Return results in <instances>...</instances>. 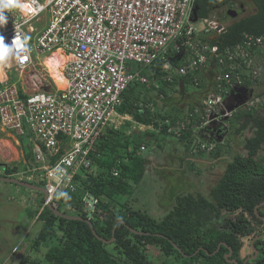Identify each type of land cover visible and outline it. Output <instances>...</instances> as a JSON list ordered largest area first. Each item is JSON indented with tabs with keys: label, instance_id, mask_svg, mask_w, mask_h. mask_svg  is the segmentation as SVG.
Wrapping results in <instances>:
<instances>
[{
	"label": "built area",
	"instance_id": "2783aa9c",
	"mask_svg": "<svg viewBox=\"0 0 264 264\" xmlns=\"http://www.w3.org/2000/svg\"><path fill=\"white\" fill-rule=\"evenodd\" d=\"M29 2L43 10L36 15L6 11L7 23L0 26L5 44L10 45L15 35L30 38L28 60L21 63L11 56L9 66L1 62L5 80L0 79V127L15 140L27 131L33 159L29 170L44 184L54 207L53 189L75 190L74 177L92 167L89 155L96 142L106 130L115 129L114 118H123L117 108L129 86L158 90L164 82L182 90L192 86L199 92L205 77L209 91L191 111L173 123L164 119L157 128L149 126L150 132L161 133L165 128L167 134L176 136L191 131L195 138L211 123L230 117L226 100L235 87L252 84L246 87L250 93L243 104L250 107L252 87L264 82V36L243 34L230 47L211 44L225 28L214 13L194 22L195 0ZM56 51L67 59L63 90L44 84L37 72L36 56ZM129 62L143 65L147 76L133 70ZM10 71L15 79L10 78ZM215 144L195 140L192 145L209 154ZM145 150L141 144L140 153Z\"/></svg>",
	"mask_w": 264,
	"mask_h": 264
},
{
	"label": "trees",
	"instance_id": "16d2710c",
	"mask_svg": "<svg viewBox=\"0 0 264 264\" xmlns=\"http://www.w3.org/2000/svg\"><path fill=\"white\" fill-rule=\"evenodd\" d=\"M250 1L255 12L231 22L211 44H217L220 48L230 47L238 43L243 34L264 36V0ZM226 2L195 0L199 7L198 17H207ZM146 70L141 69L145 76L148 74ZM160 85L157 90L159 94L169 86L164 82H160ZM173 86L175 84L170 87ZM245 86L251 87L252 84L247 82ZM199 87L202 90L186 96L191 98L189 111L209 91L204 80H201ZM142 90H145L143 86H129L122 94L123 102L117 108V113L155 128L160 120L168 119L173 123L182 118L184 109L177 106L175 110L178 113L174 115L151 113L147 105L151 100L143 98ZM140 101L144 104L143 108H139ZM228 123L231 133L243 137L245 155H236L227 163L223 175L209 192V200L201 195L177 196L173 210L158 222L141 211L119 204V201L122 197L129 198L143 177L145 159L139 147L141 144L147 146L145 137L156 140L160 136L173 135L167 134L165 128L161 129V133L148 131L139 136L125 134L122 130L119 132V129L106 130L89 155L92 166L98 167L96 174L90 172L92 167L81 170L83 173L74 177L75 190L64 191L69 198L57 199L55 196L54 203L63 214L87 219L89 210H86L88 204L84 198L91 195L95 200L90 219L93 229L101 239L109 241L114 238V241L111 244L103 243L93 235L85 222L56 216L46 206L43 207L44 201L41 200L34 212H27L31 218L36 216L41 224L30 241V247L35 253L41 247L46 248V252L41 259H23L20 264H157L149 255L148 246L161 253L162 261L159 264H225L227 248L220 247L214 255L205 253H213L219 242L226 243L232 249L233 256L238 258L240 238L252 234L257 236L256 227L263 223L254 215V207L264 201V156L260 154L264 152V108L260 114L254 109L241 107L231 113ZM146 130L148 128L144 127L141 131ZM246 131L250 133L249 136H245ZM178 139L182 142L187 140L186 144L191 145L194 136L188 131ZM222 148L217 144L209 153L211 158H219ZM24 160L26 168H32L30 148L26 152L24 149ZM2 166L0 163V178L13 177L17 172L15 167ZM114 171L116 176L113 175ZM222 212L225 214L222 215ZM258 212L264 216V207ZM119 221L122 223L114 228ZM109 245L112 251L108 250ZM254 247L260 254L248 264H264V239L257 240ZM199 248L203 250L196 252Z\"/></svg>",
	"mask_w": 264,
	"mask_h": 264
},
{
	"label": "rangeland",
	"instance_id": "374dc122",
	"mask_svg": "<svg viewBox=\"0 0 264 264\" xmlns=\"http://www.w3.org/2000/svg\"><path fill=\"white\" fill-rule=\"evenodd\" d=\"M238 2H240V4H247L248 6L245 7V12L238 16L235 20L249 16L255 12V8L251 3L245 2L244 0H238ZM214 14L217 17L216 19L220 24L224 26L225 29L227 25L234 21L222 16V12L220 10L218 12L215 11ZM199 24L197 25L200 26ZM40 26L41 25L39 24H35V27L37 28H39ZM46 56L47 54L37 55L36 62L38 63L37 72L40 75L43 83L48 86L54 84V82L49 78L47 71L41 65V61ZM261 60L262 57L260 61ZM129 66L133 70H137L140 72L141 69L145 68L141 64L132 62H129ZM60 71L62 70L60 69ZM3 73V67L0 66V75ZM9 76L11 79H15V74L13 71L9 72ZM202 80H205V77H203ZM204 84L206 85L205 81ZM144 88L145 90H142L143 98H149L151 100V113H153L154 115L164 113L165 116L168 114L174 115L175 113H178L175 110V106L185 109L184 112H187V110L189 111L191 98L186 96L196 92L195 88L192 86H186V91L174 86H169L166 87L164 92L160 94L157 90L151 89V87L145 86ZM198 90H202V87ZM252 90L253 104L250 105V107L246 105H240L241 101L246 96L239 93L233 94V91L230 92L231 98H229V100H226L227 107L230 109L234 107V110H232V112L241 107H244L254 109L262 114L264 108V82H260L259 84L253 86ZM166 97H170L169 100L166 101ZM163 103H166V105L164 106ZM228 118L229 117L224 118L218 123H211L209 126L205 127L203 131L195 133L199 136L198 140H200L201 136L202 139H204L203 142H210L211 145H214L216 143L215 147H217L218 141L223 142V145L220 144V146H222L223 148L221 150V156L219 158H211L209 154H200L202 158H200L199 156H197V158L199 157L200 160H204L207 163H197L198 167L197 165L194 167L197 171H195L194 168L186 169L187 173L185 174H187V178L184 175L178 176L179 173L178 175L173 174V171L170 170L168 161L166 160H162L165 164L164 166H155V170H151V168L153 167H151L149 170L146 166L147 170L144 171L141 181L134 188L133 194L131 195L132 197H122L119 201V204L123 203L126 207L128 206L134 210L141 211L142 213H145L148 217H150V219L158 222L161 221L171 210H173L175 206V199L177 196H183L187 194H192V196L201 195L205 199L209 200V192L215 186L219 178L223 175L227 163L230 162L236 155H245V151H243L242 149L243 137H238L237 135L229 131L230 128ZM123 120H125L126 123V119ZM130 124L132 125V127L134 126L131 121ZM210 127H213L212 130H210ZM132 129L133 132L138 133V131H134L137 130L135 126ZM118 131L120 132L121 130ZM123 131L124 133L128 132V130ZM244 134L245 136L250 135V133L247 131ZM136 135L139 136L140 133ZM179 137L180 136L173 135V138L175 140ZM30 138L35 139V136L30 133ZM1 141L9 142L11 147H13V149L16 151V155L14 156V154L10 152L8 147L3 146V144H1ZM18 141L21 144L20 148L16 146L14 136L8 131H2L0 127V163L3 165L2 167H4V165H8L17 169L14 178H18L24 182H29L30 184H39L36 180L37 175H33V173H31V167H29L30 170L29 168H26L24 162L25 160L23 158L24 156L22 149H25L26 152L27 149L32 148V144L28 141L27 131L25 135L18 137ZM159 141L160 139L158 141H154L149 137H145L144 143H147V148L144 152L141 153L145 160L148 156H155L154 143H159ZM183 142L185 144L187 143V140ZM163 143V141L160 142V144ZM161 154L162 153H159V155ZM260 154L264 156V152H261ZM209 162H212L210 166H208ZM97 168V165L92 166L90 172L96 174V172L98 171ZM80 173L82 174L83 172ZM31 175L34 176V179H30ZM185 178L189 183H186ZM40 187L44 189V184ZM34 196H36L35 198L38 199L37 201H32L34 199ZM49 198L50 197L48 195V200L50 202ZM41 200H43V195L39 193L37 194L34 190H30L26 187L7 182H0V264H20L21 260L23 259L31 260L36 257L40 259L43 257L44 253L46 252V248L41 247L38 252L35 253L30 247V241L32 238H34L35 233L39 230L41 224L37 220L36 216L31 218L27 215V212H34L37 209V205ZM55 206L57 205L55 204ZM61 210L66 209L62 208ZM86 210H90L89 205H87ZM67 214L71 216V214ZM223 214L225 213L222 212V215ZM249 239L243 238L242 240H240L241 248L239 251V255L241 256V258H244L251 254V249L249 248ZM111 248L112 247L109 245L108 250L112 251ZM147 248L148 253L152 257L153 261L159 264L162 261L161 253H159L156 248L150 246H148Z\"/></svg>",
	"mask_w": 264,
	"mask_h": 264
},
{
	"label": "crops",
	"instance_id": "0c3cea01",
	"mask_svg": "<svg viewBox=\"0 0 264 264\" xmlns=\"http://www.w3.org/2000/svg\"><path fill=\"white\" fill-rule=\"evenodd\" d=\"M122 116L126 119V123H127L126 124L127 128H125L124 130H126V131H127V129L129 130V133L125 132L126 134H139V133L143 134L145 132L150 131L149 130L150 129L149 126H144L142 124H139V123L135 122L128 115H126V116L122 115ZM130 121L132 122V124L137 129V130H134V131H138V133H135V132L132 131L133 130L132 128L134 126L132 127V125L130 124ZM144 127L148 128V130L141 131V130L144 129ZM122 131H123V129H122ZM198 137L199 136L197 135L195 137L196 139L194 138V141L198 140ZM159 139H160L159 143H154V145H155L154 146L155 156L154 157L153 156H148L147 159L145 160V163H144L145 170L144 171L147 170L146 166H147V168L149 170H150L151 167H153V168H151V170H155L154 169V168H156L155 166H160V165L164 166L165 164H164V162L162 160H166V161H168V165L170 167V170L173 171V174H177L178 175V173H179L178 176H180V175L183 176L184 175L187 178V174H185V173H187L186 169L194 168L196 165L198 167L197 163H207L204 160H200V158H202L200 154H204V153H200V152L196 151L194 145H192V144L188 145L186 143L184 144V142H182V141H180L178 139L175 140L173 137H170V136H167V137H164V138H160L159 137V138H157L154 141H158ZM201 140L204 141V139H202V137L200 136V141ZM161 141H163L164 143L160 144ZM15 143H16V146H18L19 148L21 147V144L18 141V139L15 140ZM146 148H147V146H146ZM169 150H171V151H169ZM159 153H162V154L159 155ZM197 156H199L200 158L199 157L197 158ZM159 163H161V164H159ZM211 163L212 162H209L208 166H210ZM194 170L197 171L195 168H194ZM186 178H185L186 183H189ZM35 197L36 196H34L33 201H37L38 200Z\"/></svg>",
	"mask_w": 264,
	"mask_h": 264
},
{
	"label": "water",
	"instance_id": "95a60500",
	"mask_svg": "<svg viewBox=\"0 0 264 264\" xmlns=\"http://www.w3.org/2000/svg\"><path fill=\"white\" fill-rule=\"evenodd\" d=\"M197 12H198V8H197L196 6H194L193 11H192V16H193V21H194V22L197 20V17H198ZM234 93H239V94H243V95L246 96V97L241 101V103H240V105H243V104L246 102V100H247V96H248V94H249L250 92L248 91V89H247L246 87L241 86V87H235V88L233 89V94H234ZM230 98H231V95H230ZM231 108H232V107H231ZM232 110H234V107H233L232 109L228 108V112H231ZM0 181H1V182H5V183L7 182V183L15 184V185L22 186V187H26V188H28V189H30V190H34V191H37V192L41 193V194L43 195V200H44V203H45L46 207H47V208H48V209H49L54 215H56V216H58V217H60V218L66 219V220H79V221H83V222H85V223L90 227V229L92 230L93 235H94L98 240L102 241V242L105 243V244H111V243L114 241V238H111L109 241L103 240V239H101L100 237H98V235H97L96 232L94 231V229H93V225H92V222L90 221V219H91L92 210H93V208H94V204H95V202H94V198H93L91 195H87V197L84 198V201L89 205V209H90V210H89V212H88V214H87V219H82V218H80V217L70 216V215L63 214L62 212L58 211V210H57L54 206H52V204L49 202V200H48V195L46 194V191H45L44 189H42V188H38V187H36V186H34V185H31V184L26 183V182H22V181H20V180L15 179V178H0ZM263 206H264V201L261 202L260 204H258L257 206L254 207V215H255L259 220H261L262 222H264V216H261V215L259 214L258 210H259L261 207H263ZM118 223H122V222H121V221L117 222V223L115 224L114 228L116 227V225H117ZM114 228H113V230H112V234H113V232H114ZM131 231H132L133 233H136V234H142V233L137 232V231H134V230H131ZM158 236H161V235H158ZM259 239H264V233H263V234H260V235H258V236H255V237L252 239V241H251V249L254 251L255 254H254V256H252L251 258H248V260L255 259V258L257 257V255H258L259 252H258V250L254 247L253 243H254L255 241L259 240ZM172 245H173L175 248H177L173 243H172ZM221 245L225 246V247L228 249V253H227V255H224V259H225L227 262H231V263H233V264H237L236 261H229V260H227V257H230V256H231V254H232V250H231L230 247H227L226 244H224V243L218 244L216 250L213 251V253L210 254V253H208V252H206V251H205V253H206L207 255H214V254L219 250V248H220ZM177 249H178V248H177ZM201 249H202V248H199L196 252H198V251L201 250ZM202 250H203V249H202ZM245 262H246V261H245ZM245 262H244V264H245Z\"/></svg>",
	"mask_w": 264,
	"mask_h": 264
},
{
	"label": "clouds",
	"instance_id": "9594fccd",
	"mask_svg": "<svg viewBox=\"0 0 264 264\" xmlns=\"http://www.w3.org/2000/svg\"><path fill=\"white\" fill-rule=\"evenodd\" d=\"M14 10H19L24 15H29V14L30 15H36L39 11L43 10V6H40L38 8H34L32 3L29 2V0H0V26H3L4 24L7 23V15L5 14V12L6 11H14ZM17 27H19V26H17ZM28 39H29V37H27V36L21 37L20 35H15L14 39L11 41V43L9 45V44H5L4 43V37L0 36V61H7L8 58L11 56H15V58L17 60H19L21 63L28 60V58H29L28 53L30 51L28 44H27ZM49 63L50 64L55 63V58L50 59ZM14 176L9 177V178H14ZM33 177L34 176L31 175L30 179H34ZM3 178H5V177H3ZM55 178H56L57 182L59 183L61 180V176L57 175ZM17 180H20V179L17 178ZM20 181H22V180H20ZM22 182H24V181H22ZM2 183H5V182H2ZM26 183H29V182H26ZM36 184L37 183H33L31 185L36 186ZM36 187H38V186H36ZM38 188H42V187H38ZM35 192L37 194L39 193L37 191H35ZM53 192L56 193L57 199L69 198L68 194L66 192H63V191L56 192V189H53ZM39 194H41V193H39ZM44 204L45 203L43 202V207L46 206ZM43 207H42V209H43Z\"/></svg>",
	"mask_w": 264,
	"mask_h": 264
},
{
	"label": "bare ground",
	"instance_id": "6f19581e",
	"mask_svg": "<svg viewBox=\"0 0 264 264\" xmlns=\"http://www.w3.org/2000/svg\"><path fill=\"white\" fill-rule=\"evenodd\" d=\"M52 58H55V63L50 64L49 61ZM1 62H3V64H5V66H9L8 61H0L1 67H3ZM66 62H67V59L60 53V51H56V52L52 53L51 55H47L41 61V65L47 71L49 78L54 82L55 86L60 90H63L66 87V79L63 76L62 71H60V69L63 70L64 64ZM4 75H5V72L0 75V79L2 81L5 80ZM123 119H125V118H121V117L120 118H117V117L114 118L116 129H119V130L123 129L124 130L125 128H127V126H125L126 125L125 120H123ZM1 144H3V146L8 147L10 152L12 154H14V156L16 155V151L13 149V147H11L9 142L1 141Z\"/></svg>",
	"mask_w": 264,
	"mask_h": 264
},
{
	"label": "flooded vegetation",
	"instance_id": "af4514ba",
	"mask_svg": "<svg viewBox=\"0 0 264 264\" xmlns=\"http://www.w3.org/2000/svg\"><path fill=\"white\" fill-rule=\"evenodd\" d=\"M245 2H249V3H251L252 4V2L250 1V0H244ZM253 5V4H252ZM194 6H196L198 9H199V7L196 5V4H194ZM246 6H248L247 4H243V3H241L240 4V2H238V0H228L224 5H222L221 7H219V8H216V12H218L219 10L222 12V16H224V17H227V18H229V19H231V20H235L238 16H240L242 13H244L245 12V7ZM253 7H254V5H253ZM214 11V12H215ZM242 18H244V17H242ZM242 18H240V19H242ZM240 19H238V20H240ZM213 128V127H212ZM212 128L210 129V130H212ZM219 129V128H218ZM264 207V206H263ZM262 208V207H261ZM260 208V209H261ZM256 231H255V233H258V235H260V234H263L264 233V222L262 223V224H260L258 227H256ZM257 235V236H258ZM255 236H253V234L252 235H249V236H245V237H241L240 238V240H242L243 238H246V239H249L250 241H249V248L251 249V241H252V239L254 238ZM256 242V241H255ZM254 242V243H255ZM221 243H224V242H219L218 244H221ZM254 243H253V245H254ZM224 244H226V243H224ZM223 245H221L220 247H222ZM227 246V245H226ZM223 247H225V246H223ZM228 247V246H227ZM226 248V247H225ZM220 249V248H219ZM232 250V249H231ZM240 251V250H239ZM239 251H238V258H235L234 256H233V251H232V254H231V256L230 257H227V260H229V261H236L237 262V264H244V262H245V264H248L249 262H251L252 260H254V259H251V260H248V258H251L252 256H254V251L251 249V254L250 255H248V256H246V257H244V258H241V256L239 255ZM259 252V251H258ZM259 254H260V252L258 253V255H257V257L259 256ZM224 255H227V253L226 254H224ZM256 257V258H257ZM255 258V259H256ZM241 261V262H240ZM225 264H233V263H231V262H227L226 260H225Z\"/></svg>",
	"mask_w": 264,
	"mask_h": 264
}]
</instances>
